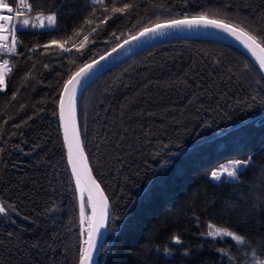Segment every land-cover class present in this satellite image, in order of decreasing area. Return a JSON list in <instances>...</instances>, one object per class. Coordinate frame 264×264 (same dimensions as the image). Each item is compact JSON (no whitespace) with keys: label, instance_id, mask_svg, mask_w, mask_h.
<instances>
[{"label":"trees","instance_id":"1","mask_svg":"<svg viewBox=\"0 0 264 264\" xmlns=\"http://www.w3.org/2000/svg\"><path fill=\"white\" fill-rule=\"evenodd\" d=\"M29 3L30 16L57 12L58 30L18 29L25 56L10 58L0 93V203L14 206L0 215V264H78L85 234L57 116L70 72L185 14L235 23L246 14L264 29V0H104L94 15L89 0ZM124 3L134 5L126 15L112 12ZM93 27L84 55L28 52L69 37L65 46H78ZM77 119L116 217L98 264H251L253 250L264 259V78L242 50L193 37L154 46L91 81ZM249 156L236 181H212L213 170ZM209 225L246 243L210 238Z\"/></svg>","mask_w":264,"mask_h":264},{"label":"snow or ice","instance_id":"2","mask_svg":"<svg viewBox=\"0 0 264 264\" xmlns=\"http://www.w3.org/2000/svg\"><path fill=\"white\" fill-rule=\"evenodd\" d=\"M24 3V0H20ZM63 2V0H62ZM89 4L93 8V15L95 9L99 5L104 4V0H89ZM134 5L124 3L121 7H113L112 12L114 14H120V16L126 15ZM0 10L6 11L9 15L2 14L0 11V53L9 54L11 56H25V53L18 52V44L22 45V41H18L16 32L18 31L17 25L13 23L14 8L12 6V0H0ZM107 8L105 7V11ZM226 10H231L228 7ZM26 11L31 12L32 6L29 4ZM24 15V10L17 9L15 16L19 17ZM43 15V13L39 14ZM58 13L52 12V14L45 17L47 24L41 20L39 24L40 28H49L50 30H58ZM114 17H106L101 23L105 26L109 20H113ZM251 19L246 14L243 15L240 23L228 22L225 20L209 18L206 15L193 16L189 18L187 14L183 19H174L166 23H157L152 27H145L140 30L136 35H131L128 39H125L123 43L118 44L111 48V51L105 55H100L98 59H92L89 62L83 63L75 71H71L68 78L63 83L62 93L59 96V119L62 122L64 128V141L68 148V161L72 165V173L75 177V184L78 190V205L81 223L83 224L85 219L88 221V228L86 230L87 239L84 241V246L78 253V264H96L94 253L103 251V236L105 231L110 226V221L116 219L115 215L109 211V200L104 195V191L101 188L100 183L97 182L92 175V171L88 166L87 159L84 156V151L81 145L80 133L76 125V102L77 91L83 88L84 81L88 79L95 71L99 69L102 61H107L114 53H120L125 49V46L132 45L134 42H145L150 38H155L157 35H167V29H179L183 27H204L217 29L220 32L225 33L227 36L233 37L236 41L246 49L252 57L255 58L258 63L261 72H264V29L257 26L249 25L248 20ZM92 21L86 19L80 26V29L74 30V35L79 37L86 25H91ZM21 27L29 26V20L23 19L19 21ZM32 27L37 25L33 24ZM66 31V30H65ZM98 31V27H93L89 35H84L79 41V45L73 43L71 47H66L69 43V39L63 42L58 40H52L50 44L37 45L35 48H29L28 52H35L38 48L50 49L53 46L58 47L61 51L58 55L72 53L73 51L84 55V49L89 41L90 35L95 34ZM8 32L9 35H4ZM115 35V33H112ZM117 39H119L117 37ZM10 40V43L8 41ZM93 43H96L94 40ZM139 45V44H138ZM130 50V49H129ZM31 59L30 56L26 57ZM9 60H3L0 67H8ZM47 67V65H45ZM9 71L11 69L9 68ZM259 83V81H257ZM7 84L3 73H0V93L5 92ZM15 99V94L13 95ZM19 127V125H16ZM169 163L168 160H164L160 165L162 168ZM252 163V157L249 156L245 160H236L222 165L219 169L211 172V178L215 181H221L222 177L230 178L233 181L238 179V173L241 168H247ZM87 192V197L85 193ZM91 210V214L86 216L87 210ZM9 210L14 211V206L6 203H0V215L7 216ZM105 230V231H102ZM209 236L216 237H231L238 244H245V237L240 234H235L233 231L213 228L209 225ZM176 243H180L179 238L174 237ZM170 254L166 251V255ZM253 260L251 264H264V259H259L256 252L252 251Z\"/></svg>","mask_w":264,"mask_h":264},{"label":"water","instance_id":"3","mask_svg":"<svg viewBox=\"0 0 264 264\" xmlns=\"http://www.w3.org/2000/svg\"><path fill=\"white\" fill-rule=\"evenodd\" d=\"M189 18H191V17H189ZM181 19H183V18H181ZM163 23H166V22H163ZM201 32L216 33V34L222 35L223 37L227 38L228 41L227 40H223V39H219V38H216V37L204 36V35H201V34H197V33H201ZM166 33H168V34L164 35V36L157 35L155 38H150L149 40H146L145 42H134L132 45L125 46V49L122 50L120 53H114L111 57H109V59L107 61H102L101 62V65L99 66V69L97 71H95L88 79H86L84 81V85H83L84 87L78 89V91H77V102H76V120L77 121H76V125H77L78 130H79L78 119H77L78 102H79L81 93L88 86V84L91 81H93L95 78L100 76L102 73H104L105 71H107V70H109V69H111V68H113V67H115V66H117V65H119V64H121V63H123L125 61H127L131 57H133V56H135V55H137V54H139L141 52H144L145 50L150 49V48H152L154 46H157V45H160V44H164V43H167V42H171V41H175V40H179V39H183V38H190V37L217 40V41H221V42L227 43L229 45H232V46L242 50L244 53H246L253 60V62L256 64V66L259 69L258 63L256 62L255 58L252 57L251 54L246 49H244V47L239 43V41H236L233 37L227 36L225 33L220 32L217 29L204 28V27H193V28L183 27V28H179V29H167ZM123 41H121L120 43H123ZM120 43H118V44H120ZM109 51H111V49ZM109 51H107V52H109ZM106 53H104L103 55H105ZM98 58L99 57H97L96 59H98ZM260 72H261V70H260ZM261 74H262V76L264 78V72H261ZM61 93H62V90H61ZM61 93H60V95H61ZM57 116H58L59 129H60V133H61V137H62V144H63L64 151H65V154H66V157H67V160H68V155H67L68 148H67V145H66V143L64 141V128H63L62 122L59 119V101H58V107H57ZM79 133H80V131H79ZM80 140H81V135H80ZM81 145H82V148H83V151H84V156L87 159V156H86L83 144H82V140H81ZM68 163H69V161H68ZM87 163H88L89 168L91 169V167L89 165V162H88V159H87ZM69 166H70V169L72 171V165L70 163H69ZM92 175H93V173H92ZM109 211H110V206H109ZM102 231H105V230H102ZM107 231H108V229H107ZM107 231H105V235L103 236V245H104V243L106 241ZM86 239H87V235H85V238L83 239L82 247L84 246V241ZM99 254H100V252L94 253V258H95L96 264H98Z\"/></svg>","mask_w":264,"mask_h":264},{"label":"rangeland","instance_id":"4","mask_svg":"<svg viewBox=\"0 0 264 264\" xmlns=\"http://www.w3.org/2000/svg\"><path fill=\"white\" fill-rule=\"evenodd\" d=\"M47 16V15H46ZM46 16H30V15H22V16H19V17H17V16H14L13 17V23L14 24H16L17 25V28L18 29H49V28H47V27H45V28H40L39 27V24L41 23V20H43L44 21V23L45 24H47V21H46V19H45V17ZM23 19H28L29 20V26H27V27H21L20 26V24H19V21H22ZM33 24H35V25H37L36 27H32L31 25H33ZM229 162H232V161H229ZM229 162H227V163H225V164H228ZM225 164H223V165H225ZM221 167V166H220ZM219 167V168H220ZM218 168V169H219ZM243 168H241L240 169V171L242 170ZM217 170V169H216ZM212 179V178H211ZM222 179H226V180H228V181H233V180H231L230 178H227V177H222ZM212 181H214V182H219V181H215V180H213L212 179ZM87 215H90V210H89V212L87 211L86 212V216ZM84 228L87 230V228H88V221H87V219H85V221H84ZM213 228H217V227H214L213 226ZM209 227H208V231H207V236L208 237H210V238H213V237H211V236H209ZM84 234L86 235V231H84ZM216 238H229L231 241H233L234 243H236L237 245H241V244H238L236 241H234L231 237H216ZM213 239H215V238H213Z\"/></svg>","mask_w":264,"mask_h":264},{"label":"built area","instance_id":"5","mask_svg":"<svg viewBox=\"0 0 264 264\" xmlns=\"http://www.w3.org/2000/svg\"><path fill=\"white\" fill-rule=\"evenodd\" d=\"M29 4H30L29 0H24V3H21L20 0H12V6L14 8V12L11 15L15 16V11L17 9L24 10V15L29 14L30 12L26 11L27 6ZM0 11H2V14H4V15H9V13H7L6 11H3V10H0ZM4 35H9V33L5 32ZM16 37H17V35H16ZM17 40L20 41V39L18 37H17ZM8 43H10V40L8 41ZM17 51L18 52H22L21 51V44H18ZM12 57H15V56H11V55L5 54V53H0V64L3 63V60H9L8 67H0V73H3L4 78H5V75L9 72L10 58H12Z\"/></svg>","mask_w":264,"mask_h":264},{"label":"bare ground","instance_id":"6","mask_svg":"<svg viewBox=\"0 0 264 264\" xmlns=\"http://www.w3.org/2000/svg\"><path fill=\"white\" fill-rule=\"evenodd\" d=\"M197 34H201V35H204V36H211V37H216V38H219V39H223V40H227V38L223 37L222 35H219V34H216V33H212V32H201V33H197ZM77 121V120H76ZM75 178V177H74ZM79 195V194H78ZM85 196L87 197V192L85 193ZM90 210V209H89ZM90 213H91V210H90ZM84 223L82 224V231L84 233V231H86V229L84 228Z\"/></svg>","mask_w":264,"mask_h":264},{"label":"crops","instance_id":"7","mask_svg":"<svg viewBox=\"0 0 264 264\" xmlns=\"http://www.w3.org/2000/svg\"><path fill=\"white\" fill-rule=\"evenodd\" d=\"M14 17V16H13Z\"/></svg>","mask_w":264,"mask_h":264}]
</instances>
